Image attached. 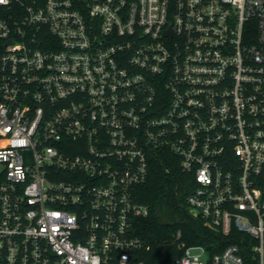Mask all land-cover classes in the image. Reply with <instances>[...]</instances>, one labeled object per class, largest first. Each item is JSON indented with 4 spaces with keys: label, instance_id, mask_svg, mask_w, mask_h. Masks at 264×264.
Returning a JSON list of instances; mask_svg holds the SVG:
<instances>
[{
    "label": "built area",
    "instance_id": "built-area-1",
    "mask_svg": "<svg viewBox=\"0 0 264 264\" xmlns=\"http://www.w3.org/2000/svg\"><path fill=\"white\" fill-rule=\"evenodd\" d=\"M156 161L250 237L174 264H264V0H0V264H156Z\"/></svg>",
    "mask_w": 264,
    "mask_h": 264
},
{
    "label": "trees",
    "instance_id": "trees-1",
    "mask_svg": "<svg viewBox=\"0 0 264 264\" xmlns=\"http://www.w3.org/2000/svg\"><path fill=\"white\" fill-rule=\"evenodd\" d=\"M189 182V178L177 165L169 161L165 164L156 161L147 182L137 187L138 202L150 209L149 215L138 219L137 223L138 235L150 247V263L174 264L177 256L174 251L164 253L161 247L170 243L173 234L180 230L188 245H204L210 254L218 253L233 241L240 243V239L245 242L250 240L247 234L235 229L229 236H224L205 225L200 218L190 215L186 200L190 191ZM240 245L243 255L248 258L244 244Z\"/></svg>",
    "mask_w": 264,
    "mask_h": 264
},
{
    "label": "water",
    "instance_id": "water-1",
    "mask_svg": "<svg viewBox=\"0 0 264 264\" xmlns=\"http://www.w3.org/2000/svg\"><path fill=\"white\" fill-rule=\"evenodd\" d=\"M171 246L170 245H164L161 247V250L164 252V253H167L169 250H170Z\"/></svg>",
    "mask_w": 264,
    "mask_h": 264
},
{
    "label": "rangeland",
    "instance_id": "rangeland-1",
    "mask_svg": "<svg viewBox=\"0 0 264 264\" xmlns=\"http://www.w3.org/2000/svg\"><path fill=\"white\" fill-rule=\"evenodd\" d=\"M187 210H188V212H189V213H190V212H193V210H192V209H190V208H188Z\"/></svg>",
    "mask_w": 264,
    "mask_h": 264
}]
</instances>
